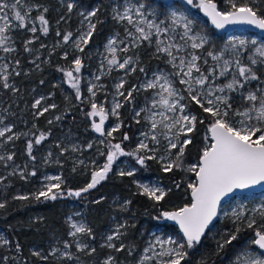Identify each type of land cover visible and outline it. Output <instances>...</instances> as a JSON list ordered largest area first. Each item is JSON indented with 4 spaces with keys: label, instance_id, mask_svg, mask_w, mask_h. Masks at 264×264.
I'll return each mask as SVG.
<instances>
[{
    "label": "rangeland",
    "instance_id": "rangeland-1",
    "mask_svg": "<svg viewBox=\"0 0 264 264\" xmlns=\"http://www.w3.org/2000/svg\"><path fill=\"white\" fill-rule=\"evenodd\" d=\"M215 2L221 10L230 8L228 0H215ZM244 2H248L250 6L258 8L260 12H264V0H255V2L253 0H236L237 4ZM22 3L32 9L29 20L34 21L37 31L33 33L30 30L33 26L31 22L27 24V27L23 28L14 26L10 29L8 35L11 37L9 46L15 50L5 53L0 49V65H8L7 74L10 85V87L4 88L2 79H0V128H11V131L7 132L4 137H0V156L5 157L4 160H0V181L14 173L28 177L39 169V190H37L36 194L42 189H46V186L50 183H60V188L53 189V192L56 193L57 197H65L67 192L62 186L65 183L63 165L68 164L72 171L89 173L90 179L88 183H90L93 172L100 170L106 163V154L111 150L110 145L116 143H120L125 152H134L139 143L143 141L148 144L149 149H152V151L141 150L138 153L139 156L154 155L156 157L154 159L155 162H159L162 166L169 160L176 161L177 149L169 150L168 140L164 136L167 130L163 126L155 130L158 143L150 138L146 139L144 136V133L151 134V125L147 119L148 115H150L148 109L151 108L153 99H158L155 95L158 89H146L143 85L148 81L154 80L157 76H167L173 82V86L177 91L185 96V99L180 101L181 104L187 105L184 114L196 116V113L190 108L191 100L187 96L185 85L181 84L179 82L180 77L175 75L178 69L168 62L169 57L156 51V37H152L151 43L143 41L138 47L131 45V37L127 36L126 30L134 31L133 26L129 25L126 20L120 21L117 19V13L122 14L129 7L135 9L143 5L141 11L148 20H154L156 23L164 21L165 24H170L172 11L183 12L193 21V32L207 36L208 43L204 45V48L193 50L189 47L188 52H194L201 57L198 63L202 72L208 75L209 78V83L205 85V88L212 87L215 89L216 87L224 86L231 82L234 76L244 84L243 88L237 85L234 91L225 88L224 93H216V95L228 96V103L231 105L228 119L237 126H239L237 122L244 119V117L235 115V113L237 111L242 113L252 106V102L247 100L248 94L255 93L258 97L264 95V62H262L264 57H260L255 51L257 47L264 45V36L249 29H238L225 33L216 32L210 27L201 10L195 7L198 0L193 5H187L178 0L171 3H164L161 0H95L93 3L76 0H22ZM70 4L72 5L71 11H69L68 7ZM103 6H106L109 10L111 32L102 44L92 45L89 41L86 45H80L84 49L80 51L76 46V42L82 34L89 30L90 23L96 24L98 12ZM44 9H47V11L45 12ZM21 10L23 11V9ZM93 11L96 14L89 16V13ZM40 15H44L48 21L47 27L49 30L47 34L41 31V24L38 20ZM208 26L213 32L208 29ZM176 32L175 42L183 44L184 42L180 40L182 29H177ZM68 33H71L72 36L65 42L63 36ZM160 38L167 39L166 36ZM111 39L117 41V57L121 62L127 57L132 58V64L129 68L136 67L140 61V55L143 53L152 59L159 60L161 65L155 66L150 73H143L141 76L134 74L129 68L119 69L118 67L109 66L107 61L111 56L107 51V45ZM240 40L248 42L247 50L241 48L237 56L232 50V45L235 43L239 47L238 42ZM120 41H124V43L121 44ZM253 41H255V44L252 43ZM124 47H128L127 52L119 51L120 48ZM25 48L33 55V58L28 62L31 63L30 66L34 72L36 74L43 72L41 84L26 85L19 80L28 77L32 72L28 68L29 66L25 64L22 52ZM209 51L214 55H220L223 52V56L220 60H213L211 56L207 55ZM181 55L187 57V53L182 52ZM249 57L256 59L257 63L251 64ZM76 58H80L82 61L80 72L78 74L74 73L80 80L79 99L77 98L76 90L68 83V78L65 75L66 71L72 70L74 67L73 61ZM237 58L241 60L243 65L250 66L258 79L245 81L243 77H240L234 63ZM205 60H207V63H204ZM224 60H229L232 63L226 74L220 76L219 73L223 70ZM17 61L19 62L18 64L16 63ZM110 67L111 70H109ZM56 69L58 74H52ZM213 69H215V74L210 75L209 73ZM16 73L19 74L17 75ZM194 75L198 74L194 73ZM122 81L124 82V87L119 91L124 92V96H120L116 88V85ZM93 84L96 85V88L93 89L96 93L94 97L88 91V88ZM132 89H135V91H132L131 99L126 100L125 96ZM37 100H40L41 103L39 106L34 107ZM92 102H95L98 106L102 105L108 113L104 124L105 134L103 136L93 128V122L99 121V117L88 115L91 111ZM116 102L121 103L122 107L128 102L131 103L132 118L138 122L135 138L133 140L127 139L129 140L128 142L124 139L122 130V107L116 110V115L111 112ZM17 105L27 112L26 116L32 127L38 125L39 119H42L46 125L51 127L52 125L58 126L62 132L58 136H54L52 141L41 150L35 153L31 152V154L29 152L24 154L15 144L16 140L24 133V128L21 125L22 112L20 115L16 114ZM52 105H55V107H52ZM44 108H47L48 111L40 115ZM84 109V115L88 120L87 127L93 132V137L87 141H84L82 136L68 130L64 124L67 116L81 114ZM156 111H163V109L158 106ZM168 115L173 114L168 113ZM159 119L160 117H157V120ZM211 119L210 117V122ZM250 123L256 124L257 122L252 120ZM208 126L207 137H209ZM113 128H116V131H113L112 135L108 136L107 133ZM9 136L12 137L11 140H8ZM126 136L129 138L128 135ZM185 138H190V133H187V136H180L181 141ZM210 143L211 141L208 139L206 145ZM9 155L12 156L11 160L7 159ZM185 156L184 149V154L180 161L176 162L180 163L182 161L181 165H183ZM160 157H164V160L162 161ZM198 163L195 161L186 162V166ZM140 166L135 156H120L113 163L111 171L114 170L117 176L121 172L132 171L134 173L132 175L134 182L138 185L141 192H143L139 187L141 184L148 185L150 188L159 187L166 192L167 187L164 182L158 176H146L145 171H141ZM55 176H59L60 181L48 179ZM195 179L196 177L190 183L195 182ZM80 190L74 189L73 193ZM74 196L65 207V222L69 228L67 238H60L63 237L62 234L58 229L54 230L51 239L45 246H33L36 254L38 253L40 257H51L52 260H58L61 264H87L86 255L96 246V236L84 206ZM128 202L129 200L126 197L115 195L110 201L111 206L106 207V223L99 235V243L105 246L107 251L102 259V264H107L109 260L111 264H124L123 259H119L117 250L125 243V226L130 218V214L127 213ZM261 205H264V189L247 194L239 193L222 203L219 219L211 227L210 231L217 240H220V244L225 242L222 239V231L224 229L221 228L225 221L230 224L228 229L233 230L234 235L239 229L248 228V223L251 220L254 219L256 221V224L252 227L253 231L245 235L244 239L242 236L236 235V239H239L238 242L232 244L234 253L229 256L225 264H236L237 257L244 252H251L256 255L264 254V251L252 243L256 238L255 231L257 229L264 230V218H262L259 211H256ZM180 207L182 205L175 208ZM165 211L163 210L162 213ZM234 212L243 213V215L240 219H237L233 215ZM73 223L85 225L91 230L90 233H78L76 236L70 235L74 231L71 227ZM109 236L114 238L109 241ZM139 237L142 238V247L137 256L138 264H161L162 261L170 260L171 257L160 256L159 253L175 245L161 244L158 241L163 242L172 239L177 243H184L186 239L181 233L178 234L165 229L162 224H156ZM4 240L9 243L8 235L0 227V242L3 243ZM78 244L86 247L81 250L77 247ZM110 244L115 245V247H109ZM198 244H194L192 248H188L185 244L183 251L188 252L196 248ZM66 245H69V247H66ZM65 253L69 255H65ZM9 256L11 257H8V259L4 257L2 264H15L12 254Z\"/></svg>",
    "mask_w": 264,
    "mask_h": 264
},
{
    "label": "snow or ice",
    "instance_id": "snow-or-ice-1",
    "mask_svg": "<svg viewBox=\"0 0 264 264\" xmlns=\"http://www.w3.org/2000/svg\"><path fill=\"white\" fill-rule=\"evenodd\" d=\"M255 2V0H253ZM187 5H193V0H186ZM230 8L221 10L218 8L215 0H198L195 7H198L203 13L210 18L211 24L217 29H223L227 25H250L255 26L261 30H264V12H260L258 8L250 6L248 2L237 4L236 0H228ZM71 11L72 5L69 6ZM126 8L122 14L117 13V19L120 21H127L129 25H132L134 31L126 30L127 36L131 37V45L138 47L143 41L151 43L152 37H156V51L163 53L169 57L168 62L178 71L175 73L176 76L180 77V83L185 85L187 96L191 101H194L204 113L210 115L211 122L208 126V132L212 142L207 144L202 150V155L198 164H193L188 170L195 173V182L189 183L188 188L191 190V202L185 204L174 211H165L161 215L167 220L175 221L179 224L180 229L183 232V236L186 238L184 243H177L175 240L168 239L167 241H158V243H166L175 245L174 247L167 248L166 250L159 253L160 256L171 257L168 261H162L161 264H181V261L187 256V252L183 251L185 244L188 248H192L194 244H198L201 241L205 230L209 228L213 220L218 216L221 201L233 193L236 190L248 189L256 185L264 184V95L257 96L255 93H249L247 100L252 102V106L246 109L244 112L237 111L235 115H240L244 119L237 122L239 126L234 124L228 119L229 110L231 105L228 103V96L216 95L217 92L224 93L225 88L228 90H236L238 85L240 88L244 87V84L240 80L233 77L232 81L224 86H219L213 89L212 87L205 88V85L209 83L208 75H205L199 65L201 57L194 52H188L190 47L193 50L202 49L204 45L208 43L207 36L201 33L193 32V21L188 18L186 14L179 11H172L170 15V24H165L164 21L156 23L154 20H148L145 14L141 11V8ZM23 9V11L21 10ZM31 8L26 7L22 0H0V49L5 53L14 51L15 49L9 46L11 37L8 35L12 27H27L28 23H33L31 31L35 33L37 31L34 21H30ZM46 12L47 9H44ZM259 13V14H258ZM95 11L89 13V16H94ZM135 17V18H134ZM38 20L41 24V31L44 34L48 33V21L44 15H40ZM18 22V23H16ZM143 25V26H142ZM164 25V26H162ZM147 29V30H146ZM182 29L180 34V40L184 43H176L175 37L177 35L176 30ZM95 31V25L89 24V30L82 34L76 46L80 51H83L81 44L86 45ZM72 34L68 33L63 36V40L67 42L71 38ZM166 36L167 39H161L160 37ZM31 43V41H29ZM121 44L124 41H120ZM255 44V41L252 42ZM239 47L233 43L232 50L239 55L240 49L247 50L248 42L240 40L238 42ZM117 41L111 39L107 45V51L110 53L111 58L108 59V65L112 67H118L119 69H126L132 64V58L127 57L121 62L117 57ZM119 51L127 52L128 47L120 48ZM256 53L260 57H264V45L255 49ZM187 53V57L181 55V53ZM213 60H220L223 56V52L220 55H214L211 51L207 53ZM66 58V57H65ZM251 64H256L257 60L249 57ZM264 62V61H262ZM19 63L18 61L16 62ZM207 63V60L204 61ZM232 62L224 60L223 70L220 71L219 75L223 76L229 69ZM236 69L240 77H243L245 81L255 80L258 77L253 72L252 68L247 65H243L240 59L234 61ZM74 67L72 70L65 72L68 78V83L73 89L76 90L77 98H80V80L74 73H79L82 67V61L80 58H76L73 61ZM8 65H0V79H2L3 87H10L8 83L7 74ZM111 70V67L110 69ZM130 71H135V67L129 68ZM143 71V69H141ZM198 74V75H194ZM17 75L19 73H16ZM210 75L215 74L213 69ZM162 81V82H161ZM214 83V81H213ZM124 87V82L116 85L118 94L124 96V92L119 91ZM146 89H158L155 95L158 99H153L152 106L148 109L150 115L147 119L151 125V134L144 133L146 139L150 138L152 141L158 143L157 135L155 130L158 127L163 126L167 132L164 133L165 139L168 140L169 150L177 149L176 161H180V158L184 154L185 147L191 143L190 138H185L183 141L180 140L181 135L187 136V133H191L196 126L197 117L195 115L184 114L187 105L181 104L180 101L185 99V96L177 91L173 86V82L165 75L157 76L154 80L148 81L143 85ZM96 85L93 84L88 88L89 93L94 97L96 95L93 90ZM132 89L128 91L125 99H131ZM40 100L35 102L34 107L39 106ZM258 103V107H257ZM207 104V106H205ZM163 109V111H156V108ZM55 107V105H52ZM122 107V104L116 102L111 112L116 115V110ZM48 111L44 108L43 112ZM172 113L173 115H168ZM178 113V115H176ZM91 117H99V122H93V128L97 133L102 136L105 134L104 124L107 119L108 113L105 108L101 105L98 106L95 102L91 103V111L88 113ZM139 115V113H137ZM157 117H160L157 120ZM255 120L257 123H250ZM203 123V120L200 121ZM175 130V131H173ZM11 128H0V137H4L7 132H10ZM116 131L113 128L107 133L108 136L112 135V132ZM259 134V135H258ZM255 137V139H253ZM12 137L9 136L8 140ZM45 139L43 133L40 134L39 138L36 139L35 143L39 144ZM124 139L128 137L125 135ZM91 147V145H89ZM32 143L29 142L28 150L31 154ZM110 151L106 154V163L100 170L93 172L91 182L80 191L75 193L69 192V195H75L79 197L81 192H87L89 189L95 188L97 184L106 179L109 171L112 169L113 163L120 156L132 155L137 158V162L140 165H144L146 159H156L152 156H139L138 153L141 150L152 151L149 149L147 143L141 141L134 152H125L124 148L120 143L110 145ZM5 157L0 156V160H4ZM8 160L12 159V156L7 157ZM163 161L164 157H160ZM176 161L169 160L163 164V170L165 172L172 171L173 167H180L182 161L177 163ZM134 173L129 171L127 173L121 172L120 175L132 176ZM22 175V174H21ZM35 175V173H32ZM49 180L60 181L59 176L49 177ZM178 186V185H177ZM139 187L142 189L143 194L148 195L151 199L159 202L164 199L166 192L164 189L159 187H149L148 185L141 184ZM60 183H50L46 186V189H42L35 194V199L39 200L41 197L45 199L55 200L57 198L56 193L53 189H59ZM16 199H28L27 196H19ZM5 207L3 203H0V208ZM259 211L262 218H264V205H261ZM237 219L243 215V213H233ZM256 224L253 219L248 223V227L252 228ZM71 227L74 229L70 233L72 236H76L78 233H90V229L85 225H77L73 223ZM255 239L252 241L253 244L257 245L259 249L264 250V230L257 229L255 231ZM114 237L109 236L108 240L111 241ZM236 240V235L230 236L225 241L226 244H231ZM3 243L7 244L8 241L4 240ZM69 247V245H66ZM78 248L83 250L84 245H77ZM109 247H115L110 244ZM224 247L223 244L220 245ZM122 250V249H118ZM94 251V249H93ZM37 255H39L37 253ZM65 255H69L65 253ZM111 264V261L107 262ZM236 264H264V254L256 255L251 252H244L237 257Z\"/></svg>",
    "mask_w": 264,
    "mask_h": 264
},
{
    "label": "trees",
    "instance_id": "trees-1",
    "mask_svg": "<svg viewBox=\"0 0 264 264\" xmlns=\"http://www.w3.org/2000/svg\"><path fill=\"white\" fill-rule=\"evenodd\" d=\"M76 1L93 3L95 0ZM110 22L108 8L106 6L101 7L96 18L95 31L90 39L92 45L102 44L105 41L112 30ZM208 29L213 32L209 26ZM22 52L25 64L29 66L28 68L32 72L28 77L19 80L26 85L41 84L43 72L36 74L30 66L31 63L28 62L33 58V55L26 48ZM157 65H161L159 60L152 59L143 53L140 55V61L135 67L134 74L141 76L143 73H150ZM52 74H58V70H54ZM190 108L196 113L197 121L195 129L190 133L191 143L185 148L184 164L178 168L173 167L170 172H165L163 166L159 162H155L154 159H148L145 165L140 166L141 171H145L146 176H158L166 185V196L162 201L157 202L143 194L134 182L133 176H117L114 170L109 172L106 179L97 184L95 188L81 192V195L76 197L84 206L96 236L94 251L92 249L86 255L87 264H102V259L107 253L105 246L99 243V235L105 227L106 207L111 206L110 201L115 195L126 197L129 200L127 213L130 214V218L125 226V243L119 248L122 250H117L119 259H123L124 264H138L137 256L142 247V238L139 236L145 234L156 224H162L165 229L180 233L177 226L163 220L161 213L163 210L167 211L183 206L191 201V190L188 188V184L195 178V173L188 170L191 166H186V162H199L202 150L208 140L206 139L207 126L210 123V115L204 113L194 101H190ZM84 111L85 109L80 111L81 114L67 116L64 124L68 130L82 136L84 141H87L93 137V132L87 127L88 120ZM21 112V125L24 128V133L16 140L15 144L24 154L29 152V142L32 143L31 152L35 153L47 146L54 136H58L62 132L58 126L46 125L42 119H39L38 125L32 127L26 116L27 112L17 105L16 114L20 115ZM121 117L123 118L124 136L128 135V139L133 140L138 129V122L132 118L131 103L128 102L122 107ZM201 120L203 123L200 122ZM41 133L45 135V139L36 144L35 141ZM36 171L35 175L31 174L28 177L14 173L0 181V203L5 205V207L0 208V227L9 237L8 244L0 242V264H2L4 257L8 259L11 254L15 264H61L58 260H52L51 257H40L36 254L33 246H45L56 229L63 236L60 238H67L69 228L65 222V207L74 196L68 193H73L74 189L85 188L90 179V174L72 171L68 164H64L65 183L62 186L66 189L67 196H60L55 200L41 197L37 200L35 194L39 190L38 176L40 173L39 169ZM19 196H27L28 199H16ZM229 227L230 224L227 221L221 225V228L224 229L222 231L224 241L234 235L233 230L228 229ZM210 231L211 228L196 248L187 252V256L181 264H225L229 256L233 255L232 244L238 242L239 238L231 244L224 242V247L221 248L220 240H217ZM252 231L253 228L244 227L239 229L235 235L242 236L244 239L245 235Z\"/></svg>",
    "mask_w": 264,
    "mask_h": 264
},
{
    "label": "water",
    "instance_id": "water-1",
    "mask_svg": "<svg viewBox=\"0 0 264 264\" xmlns=\"http://www.w3.org/2000/svg\"><path fill=\"white\" fill-rule=\"evenodd\" d=\"M161 1H163L164 3H171V2H173V1H175V0H161ZM178 1H181V2H183V3H185V4H187V3H186V0H178ZM195 2H196V0H193V4H194ZM200 10H201V9H200ZM201 13H202V15L206 18V20H207L208 24L210 25V27H211L212 29H214V30H215L216 32H218V33L231 32V31L238 30V29H249V30H252V31H255V32L259 33L261 36H264V30H261V29H259V28H256L255 26H250V25H239V24H238V25H227V26H226L225 28H223V29H217V28H215L214 25L211 24L210 18L207 17V16L203 13L202 10H201ZM98 122H99V121H97L96 123H98ZM208 135H209V137H210V133H209V132H208ZM210 141H211V140H210ZM211 142H212V141H211ZM199 160H200V159H199ZM263 189H264V184L256 185V186H253V187L248 188V189L236 190V191H234L233 193H230L228 196H226V197L221 201L220 209H221V205H222V203H223L225 200L230 199L233 195H236V194H239V193H246V194H247V193L259 192V191H261V190H263ZM190 193H191V191H190ZM190 198H191V195H190ZM187 204H188V203H187ZM183 206H184V205H183ZM183 206H182V207H183ZM177 209H179V208H172V209H170V210H168V211H174V210H177ZM220 209H219V214H218V216L213 220L212 224L209 225V228L205 230L204 235L206 234V232H207L211 227H213V225H215V223H216L217 220L219 219ZM165 220L168 221V222H170V223H172V224H174L175 226H177L179 232H180L181 235L183 236V232H182V230L180 229L179 224H178L177 222H175V221H171V220H167L166 218H165ZM204 235L202 236V238L204 237ZM183 237H184V236H183ZM184 238H185V237H184ZM202 238H201V240H202ZM262 251H264V250H262Z\"/></svg>",
    "mask_w": 264,
    "mask_h": 264
},
{
    "label": "flooded vegetation",
    "instance_id": "flooded-vegetation-1",
    "mask_svg": "<svg viewBox=\"0 0 264 264\" xmlns=\"http://www.w3.org/2000/svg\"><path fill=\"white\" fill-rule=\"evenodd\" d=\"M191 202V201H190ZM190 202H188V203H190ZM187 204V203H186Z\"/></svg>",
    "mask_w": 264,
    "mask_h": 264
}]
</instances>
